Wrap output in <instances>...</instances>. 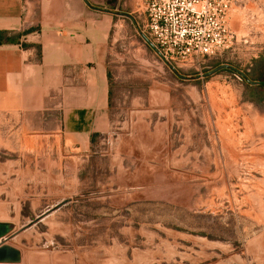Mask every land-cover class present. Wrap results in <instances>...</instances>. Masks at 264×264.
<instances>
[{"label":"rangeland","instance_id":"1","mask_svg":"<svg viewBox=\"0 0 264 264\" xmlns=\"http://www.w3.org/2000/svg\"><path fill=\"white\" fill-rule=\"evenodd\" d=\"M231 1L230 41L193 62L146 42L143 10L115 18L87 144L0 118V224L64 204L13 240L25 264H264V0Z\"/></svg>","mask_w":264,"mask_h":264},{"label":"crops","instance_id":"2","mask_svg":"<svg viewBox=\"0 0 264 264\" xmlns=\"http://www.w3.org/2000/svg\"><path fill=\"white\" fill-rule=\"evenodd\" d=\"M141 10L142 0H0L1 120L39 114L74 144L105 130L115 18L132 25ZM13 240L0 251L17 262L0 264H25Z\"/></svg>","mask_w":264,"mask_h":264},{"label":"built area","instance_id":"3","mask_svg":"<svg viewBox=\"0 0 264 264\" xmlns=\"http://www.w3.org/2000/svg\"><path fill=\"white\" fill-rule=\"evenodd\" d=\"M231 0H142L143 36L166 61L213 56L231 39Z\"/></svg>","mask_w":264,"mask_h":264},{"label":"water","instance_id":"4","mask_svg":"<svg viewBox=\"0 0 264 264\" xmlns=\"http://www.w3.org/2000/svg\"><path fill=\"white\" fill-rule=\"evenodd\" d=\"M223 68H227V66H224ZM220 70V69H219ZM218 71V70H217ZM242 76H244L241 73ZM251 85H258V82H251L248 81ZM64 204H59L57 205L55 208H52L50 210H48L47 212H45L43 215L39 216L38 218H36L35 220H33L28 226H26L25 228H23V230L12 234V230L11 227L9 225H3L0 224V250L11 240L15 239L17 236H19L22 232H24L27 229H30L31 227L37 225L38 223H40L43 219H45L47 216H49L52 212L60 209ZM6 255H3L2 251H0V262H6V261H14L17 262L15 260H6Z\"/></svg>","mask_w":264,"mask_h":264},{"label":"flooded vegetation","instance_id":"5","mask_svg":"<svg viewBox=\"0 0 264 264\" xmlns=\"http://www.w3.org/2000/svg\"><path fill=\"white\" fill-rule=\"evenodd\" d=\"M261 84H264V81H263V82H259V84H258V85H261Z\"/></svg>","mask_w":264,"mask_h":264}]
</instances>
